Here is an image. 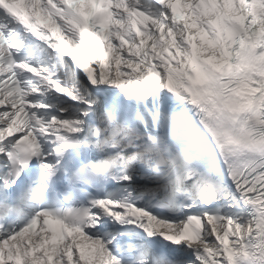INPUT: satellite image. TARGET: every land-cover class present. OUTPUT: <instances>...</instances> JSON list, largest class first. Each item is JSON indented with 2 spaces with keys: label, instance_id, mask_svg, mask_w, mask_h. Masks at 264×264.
Here are the masks:
<instances>
[{
  "label": "snow or ice",
  "instance_id": "6c2138e0",
  "mask_svg": "<svg viewBox=\"0 0 264 264\" xmlns=\"http://www.w3.org/2000/svg\"><path fill=\"white\" fill-rule=\"evenodd\" d=\"M0 264H264V0H0Z\"/></svg>",
  "mask_w": 264,
  "mask_h": 264
}]
</instances>
